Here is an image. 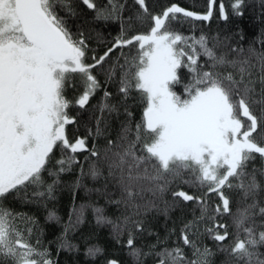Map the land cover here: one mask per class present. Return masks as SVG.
Here are the masks:
<instances>
[{"label":"snow or ice","instance_id":"obj_1","mask_svg":"<svg viewBox=\"0 0 264 264\" xmlns=\"http://www.w3.org/2000/svg\"><path fill=\"white\" fill-rule=\"evenodd\" d=\"M246 3L233 0L232 14L243 17ZM260 4L264 8V0ZM216 5L207 0L206 12L197 13L170 3L157 13L149 0H133L130 11L128 0H0V264H56L38 237L33 243L35 219L10 202L54 198L61 174L73 166L83 174L80 153H87L93 179L103 174L100 165L106 167L105 180L121 194L110 203L131 210L116 222L94 209L97 223L112 225L118 243L127 233L124 246L133 264L149 256L155 264H212L215 252L200 244L204 235L225 254L224 264H264V41L260 51L245 50L202 32L186 35L173 24L181 18L210 21ZM219 15L229 18L222 2ZM71 18L84 25L118 22L120 34L102 55L88 58L83 25L73 33ZM145 26L147 31L138 30ZM117 49L120 56L112 59ZM97 74L116 92L103 87ZM78 88L69 98V90ZM102 88L94 129L70 135L69 126H78L80 110L91 107ZM113 116L119 121L115 140L107 135ZM99 136L106 140L103 152L87 143ZM45 175L54 178L46 186ZM211 194L218 198L214 206ZM187 202L197 205L199 215L183 222L174 246L159 235L148 251L136 245L138 235L153 233L135 217L161 211L160 203L167 215ZM226 216L233 232L222 222ZM48 218L59 221L55 212ZM80 223L82 214L69 226ZM69 226L58 252L76 247L67 239ZM86 255L95 259L103 249L90 247Z\"/></svg>","mask_w":264,"mask_h":264},{"label":"trees","instance_id":"obj_2","mask_svg":"<svg viewBox=\"0 0 264 264\" xmlns=\"http://www.w3.org/2000/svg\"><path fill=\"white\" fill-rule=\"evenodd\" d=\"M222 2L228 14V19L223 20L219 15V3ZM233 0H217V5L214 8V14L210 21H194L189 18H181L180 22H173L174 27L184 34H194L199 36L201 32L208 37H218L221 41H226L232 46H242L245 50L249 46L255 47L258 51L261 49V41H264V8L261 7L260 0H247L244 9L243 17L234 16L232 14L231 4ZM149 3L154 8L155 12H159L162 7L175 3L187 10L195 11L197 13H204L207 10V0H149ZM133 0H128L129 11L132 8ZM128 13L126 12L125 15ZM88 19L91 20V14H88ZM68 25L75 33L77 28L83 25V31L88 44L87 57L92 55H102L108 47L114 42L115 38L120 34V24L118 22H95L87 25L83 24L82 18H71L68 20ZM140 31H147V26ZM243 35V40L240 35ZM211 46V41L210 45ZM124 53L129 52L128 48L123 49ZM134 54V50H133ZM247 54V53H245ZM120 56V50L117 49L112 54V59ZM88 62H91L90 59ZM122 62V61H121ZM98 79L102 82L103 87L115 93V84H104V75L97 74ZM79 83V82H77ZM178 92L182 89L177 88ZM82 91L78 88L76 92L69 90L67 95L69 98H74ZM103 99V88L98 90L95 96L90 100L91 107L86 110H80L78 115V126H69L70 135L86 136V128L95 127L94 116L99 115L98 106ZM132 103V101H129ZM77 108L71 109V114H77ZM142 108L135 109L136 118L141 116ZM107 115V114H106ZM120 119H123L121 117ZM109 128L107 135L109 138L115 140L119 132V121L115 116L109 119ZM88 145L95 144L97 148L103 152L106 147V140L104 136L89 137ZM87 153L78 154V159L83 164V174L79 166H73V170L61 174L59 182L55 185L53 197L54 198H38L34 202L25 203L23 201L10 202V206L19 213L32 217L36 221L37 230L34 231L33 243L38 237L41 245L47 248L51 253V258L56 264H106L107 259H116L120 264H133V260L128 256V249L124 246L127 240V233L120 236V242L115 239V233L112 225L98 224L97 214L94 211L96 208L103 209V215L113 221L120 222L123 215H128L130 209H126L123 204L117 206L110 203L112 200L121 199L119 189L115 186V182L105 180L107 176V169L103 165V174L96 179L89 175V163L84 161V156ZM256 166H259V160L256 161ZM45 186L52 183L53 177L45 175ZM175 187V186H174ZM179 187L189 192L190 194H202V189L181 184ZM34 189H29L31 193ZM44 191V188L35 189ZM165 200L171 202L172 197L167 194ZM209 202L214 206L218 202L215 194H211ZM144 203V201H140ZM238 205L233 204V211ZM164 205L159 204L161 211L152 210L146 215L135 217L145 221V227L153 235L147 233L138 235L136 238V245L141 247L144 251H148V246L156 242V236L159 235L161 239H167V246H174L179 235L183 222L193 218V213L199 215V208L193 202L181 204L170 210L167 215L162 211ZM49 212H55L59 221L49 219ZM83 216V223L75 227L69 226V221L75 224L77 216ZM223 223L229 225V232H233L232 219L228 216L224 217ZM69 226L67 232V239L76 247L72 251L60 250L58 252V245L61 242L62 234L65 227ZM21 227L24 224L21 223ZM170 238L169 234L173 233ZM200 244L207 246L215 255L211 258L212 264H224L226 256L224 253L217 251L214 241L207 235L200 238ZM99 247L103 249V255L97 256L95 259L86 255L88 248ZM163 247V245H161ZM190 253V250L185 249ZM144 264H155L154 258L149 256L144 259Z\"/></svg>","mask_w":264,"mask_h":264}]
</instances>
